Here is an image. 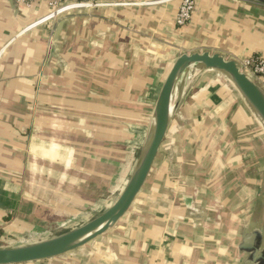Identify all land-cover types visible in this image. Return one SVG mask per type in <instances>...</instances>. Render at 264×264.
Returning <instances> with one entry per match:
<instances>
[{"label":"crops","instance_id":"crops-1","mask_svg":"<svg viewBox=\"0 0 264 264\" xmlns=\"http://www.w3.org/2000/svg\"><path fill=\"white\" fill-rule=\"evenodd\" d=\"M195 2L191 20L182 27L175 25L178 0H117L82 8L64 17L58 55L49 60L57 20L43 19L48 9L42 5L13 9L9 0H0V247H11L37 227L86 222L87 215L101 213L116 199L178 55L264 56V4ZM214 78L222 80L217 74ZM238 108L245 124L261 134L245 104ZM131 132L139 141L135 157L126 153ZM151 175L135 201L139 196L147 203L157 201V209L149 206L131 230L109 231L105 236H115L109 252L105 248L62 264L242 263L235 247L224 253L217 238L239 239L240 223L232 220L234 214H224L219 198L207 199L217 213L211 231L187 225L190 231L176 230L161 218L168 204L161 206ZM185 193L191 195V189ZM130 216L136 217L133 208ZM59 258L27 264H58Z\"/></svg>","mask_w":264,"mask_h":264},{"label":"rangeland","instance_id":"rangeland-1","mask_svg":"<svg viewBox=\"0 0 264 264\" xmlns=\"http://www.w3.org/2000/svg\"><path fill=\"white\" fill-rule=\"evenodd\" d=\"M214 77L216 73H206L187 79L183 83L180 105L173 116L167 133L168 138L161 151L159 150L160 156L153 166L149 183L160 191L161 206L168 204L161 213L166 226H174L176 230L183 231H190L187 226L197 232L205 229L211 231V224L217 213L208 207L210 205L207 199L219 198L225 206L224 214H234L232 220L240 221L243 216H248L251 222L258 225L263 232L264 245V131L246 105V110L262 135H258L245 124L238 108V104L243 103L242 99L225 78L220 76L223 80L216 81ZM200 141L203 142L202 145ZM138 144L139 141L134 135L126 140V153L130 157H135ZM211 163L213 173L209 168ZM188 178L193 181H188ZM205 185L209 187L207 190L203 189ZM194 187L202 190L195 192ZM186 188L191 189V195L185 193ZM139 198L135 205L131 206L136 217L130 216V208L116 224V228L109 231L115 233L131 230L132 223L139 221L138 218L147 213L149 206L157 209V201L147 203ZM173 209H176L175 212ZM99 212L87 215L86 222L99 215ZM72 221L70 225L57 222L53 226L37 227L13 241L11 247L49 239L86 223L78 222V219ZM215 231L218 236L217 229ZM108 232L105 235H108ZM105 235V238L91 242L86 248L76 250L70 256H62L58 264L68 259L89 257L105 248L109 252L110 244L114 242L110 237L114 235ZM220 236L217 238L222 239L220 246L224 253L230 251L231 247H235L236 251L238 236L232 237L231 240ZM221 248L218 251L221 252ZM218 257L225 259L220 254Z\"/></svg>","mask_w":264,"mask_h":264},{"label":"water","instance_id":"water-1","mask_svg":"<svg viewBox=\"0 0 264 264\" xmlns=\"http://www.w3.org/2000/svg\"><path fill=\"white\" fill-rule=\"evenodd\" d=\"M264 4V0H254ZM15 9L13 0H9ZM65 18L57 20L50 40L49 60L57 57ZM216 73L235 89L264 131V88L244 73L236 59L221 52L194 51L181 53L168 68L161 84L144 139L139 147L133 170L111 205L88 222L61 235L17 247H0V264H27L62 257L104 236L129 211L145 185L161 145L179 107L185 80L206 73ZM239 225L237 259L241 264H264L263 232L243 216Z\"/></svg>","mask_w":264,"mask_h":264},{"label":"built area","instance_id":"built-area-1","mask_svg":"<svg viewBox=\"0 0 264 264\" xmlns=\"http://www.w3.org/2000/svg\"><path fill=\"white\" fill-rule=\"evenodd\" d=\"M175 25L182 27L189 23L196 8L195 0H178ZM15 5L32 7L44 6L48 13L43 19L56 21L82 8H95L117 3V0H13ZM53 31V29H52ZM237 60V59H236ZM241 70L264 88V56L251 55L237 60Z\"/></svg>","mask_w":264,"mask_h":264},{"label":"bare ground","instance_id":"bare-ground-1","mask_svg":"<svg viewBox=\"0 0 264 264\" xmlns=\"http://www.w3.org/2000/svg\"><path fill=\"white\" fill-rule=\"evenodd\" d=\"M218 76H219V75H218ZM219 77H220V76H219ZM220 78L222 79V77H220ZM222 80H223V79H222ZM233 90H234V89H233ZM102 212H103V211H102ZM102 212H101V213H102ZM99 214H100V213H99ZM76 227H77V226H76ZM76 227H74V228H72V229H75ZM72 229H70V230H72ZM70 230H69V231H70Z\"/></svg>","mask_w":264,"mask_h":264}]
</instances>
